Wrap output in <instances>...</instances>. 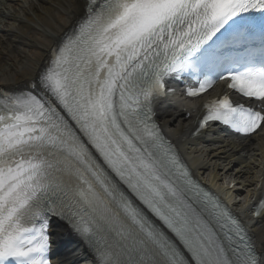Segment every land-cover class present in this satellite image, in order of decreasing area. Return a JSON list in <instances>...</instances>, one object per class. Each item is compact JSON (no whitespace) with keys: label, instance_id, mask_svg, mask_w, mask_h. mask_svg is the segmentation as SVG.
I'll return each instance as SVG.
<instances>
[{"label":"snow or ice","instance_id":"obj_1","mask_svg":"<svg viewBox=\"0 0 264 264\" xmlns=\"http://www.w3.org/2000/svg\"><path fill=\"white\" fill-rule=\"evenodd\" d=\"M182 76L188 96L219 79L249 101L206 102L200 128L264 132V0H87L50 66L0 91V264H50L55 219L98 264H264L153 119Z\"/></svg>","mask_w":264,"mask_h":264},{"label":"bare ground","instance_id":"obj_2","mask_svg":"<svg viewBox=\"0 0 264 264\" xmlns=\"http://www.w3.org/2000/svg\"><path fill=\"white\" fill-rule=\"evenodd\" d=\"M86 5V0H2L0 88L24 89L35 81ZM204 99L167 101L157 108L158 121L193 174L225 197L242 219L257 251L264 252V216L256 217L253 209L264 186V132L237 139L213 129L196 131ZM231 183L234 186H229ZM242 192L245 195L239 199ZM65 231L56 225V239L65 237ZM56 258V264H97L87 255L77 261L69 249Z\"/></svg>","mask_w":264,"mask_h":264},{"label":"rangeland","instance_id":"obj_3","mask_svg":"<svg viewBox=\"0 0 264 264\" xmlns=\"http://www.w3.org/2000/svg\"><path fill=\"white\" fill-rule=\"evenodd\" d=\"M228 182H229V181H228ZM234 184H235V183H231V184H229V186L232 187V186H234ZM235 188H238V189H240V190H242V191L245 190V188L239 187V185H235ZM244 195H245V192H242V194L240 193V196H238V198H239V199H243Z\"/></svg>","mask_w":264,"mask_h":264}]
</instances>
